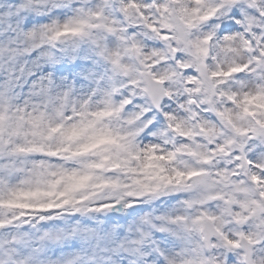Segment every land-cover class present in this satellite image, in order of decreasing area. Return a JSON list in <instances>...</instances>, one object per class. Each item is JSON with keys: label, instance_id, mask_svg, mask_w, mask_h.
I'll list each match as a JSON object with an SVG mask.
<instances>
[{"label": "clouds", "instance_id": "clouds-1", "mask_svg": "<svg viewBox=\"0 0 264 264\" xmlns=\"http://www.w3.org/2000/svg\"><path fill=\"white\" fill-rule=\"evenodd\" d=\"M0 264H264V0H0Z\"/></svg>", "mask_w": 264, "mask_h": 264}]
</instances>
